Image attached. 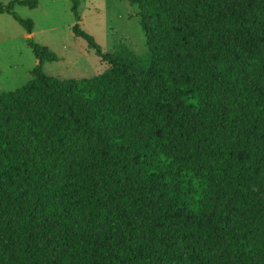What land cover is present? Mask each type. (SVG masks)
<instances>
[{
    "label": "trees",
    "instance_id": "obj_1",
    "mask_svg": "<svg viewBox=\"0 0 264 264\" xmlns=\"http://www.w3.org/2000/svg\"><path fill=\"white\" fill-rule=\"evenodd\" d=\"M92 78L0 93V264H264V0H128ZM0 3L28 35L31 20ZM79 0L72 12L80 22Z\"/></svg>",
    "mask_w": 264,
    "mask_h": 264
},
{
    "label": "rangeland",
    "instance_id": "obj_2",
    "mask_svg": "<svg viewBox=\"0 0 264 264\" xmlns=\"http://www.w3.org/2000/svg\"><path fill=\"white\" fill-rule=\"evenodd\" d=\"M16 0H0L8 5ZM81 20H75L73 0H40L36 9L17 6L15 13L34 24L28 35L9 14L0 15V93L15 91L32 79L36 58L27 39L48 47L58 61L46 63L48 76L60 79L92 78L103 73L108 64L88 48L72 28L79 24L92 35L103 51L110 53L121 42L138 54L148 52L140 12L128 0H79Z\"/></svg>",
    "mask_w": 264,
    "mask_h": 264
}]
</instances>
